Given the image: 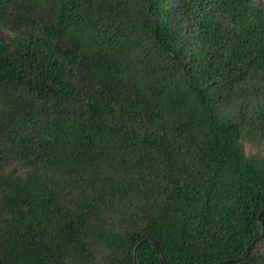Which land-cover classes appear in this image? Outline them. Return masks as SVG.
Returning <instances> with one entry per match:
<instances>
[{"label":"trees","instance_id":"trees-1","mask_svg":"<svg viewBox=\"0 0 264 264\" xmlns=\"http://www.w3.org/2000/svg\"><path fill=\"white\" fill-rule=\"evenodd\" d=\"M262 144L257 0H0V264L239 258Z\"/></svg>","mask_w":264,"mask_h":264},{"label":"water","instance_id":"water-1","mask_svg":"<svg viewBox=\"0 0 264 264\" xmlns=\"http://www.w3.org/2000/svg\"><path fill=\"white\" fill-rule=\"evenodd\" d=\"M264 216V209L259 213V216H258V222H259V225H260V231H259V234L258 236L248 245L246 251L243 253V255L239 258H236V259H232V260H227V261H223V262H220V263H217V264H234V263H237V262H241L243 260H245L251 250L254 248V246L262 239L263 237V232H264V224H263V221H262V218ZM152 244L158 257H159V260L161 262V264H167L166 260H165V257L163 255V252L160 248V246L158 245V243L153 240V239H145L143 241H141L140 243H138V245L135 247V250H134V253H133V258H134V264H139L138 262V253L141 249V247L144 245V244Z\"/></svg>","mask_w":264,"mask_h":264},{"label":"rangeland","instance_id":"rangeland-1","mask_svg":"<svg viewBox=\"0 0 264 264\" xmlns=\"http://www.w3.org/2000/svg\"><path fill=\"white\" fill-rule=\"evenodd\" d=\"M257 2L264 7V0H257ZM4 37H7V34L3 33L2 34ZM245 151L246 153L249 154H259L260 156H262L264 158V144H262L261 146H256V147H252L249 145L245 146Z\"/></svg>","mask_w":264,"mask_h":264}]
</instances>
